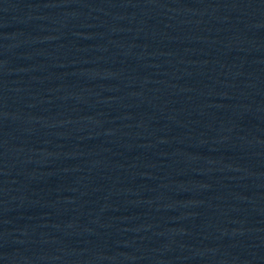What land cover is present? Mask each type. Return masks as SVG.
Instances as JSON below:
<instances>
[{"label":"water","instance_id":"95a60500","mask_svg":"<svg viewBox=\"0 0 264 264\" xmlns=\"http://www.w3.org/2000/svg\"><path fill=\"white\" fill-rule=\"evenodd\" d=\"M0 264H264V0H0Z\"/></svg>","mask_w":264,"mask_h":264}]
</instances>
